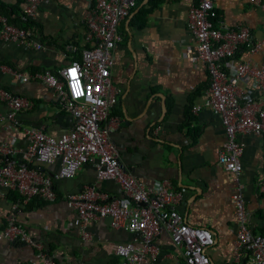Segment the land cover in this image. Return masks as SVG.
Instances as JSON below:
<instances>
[{"label":"crops","instance_id":"obj_1","mask_svg":"<svg viewBox=\"0 0 264 264\" xmlns=\"http://www.w3.org/2000/svg\"><path fill=\"white\" fill-rule=\"evenodd\" d=\"M0 1L18 13L23 6L22 0ZM135 1L118 24L119 38L110 49L109 76L119 92L106 122L118 161L124 170L145 182L166 177L174 188L182 190L177 210L189 225L205 227L212 233L213 244L206 250L210 264H256L249 253L237 254L234 245L231 194L235 182L217 161L223 136L220 118L208 108L192 114L189 107L202 101L207 86L202 65H194L182 56L184 48L193 43L186 17L188 7L196 0ZM93 2H41L27 27L44 47L0 38V63L16 69L55 71L75 58V49L85 45L83 17ZM214 6L226 23L246 25L254 37L264 36V4L255 0H214ZM141 8L145 9L141 14L144 25L139 27L132 19ZM70 44L76 48L69 50ZM250 59L264 62V48L251 54ZM0 86L33 101L31 108L17 112L16 124L0 120V144L13 146L16 158H20L18 148L24 145L23 127L41 124L49 135L70 127V116L58 109L51 90L40 80L20 81L3 69ZM247 89L255 97L264 96V88L254 89L251 79L239 82V94ZM5 110L0 101V113ZM187 127L196 130L193 139ZM236 136L241 143L239 180L247 224L264 239V131L260 135ZM3 156L0 151V159ZM58 166L56 160L40 165V170L50 176ZM53 183L56 198L52 201L38 197L23 201L16 190H0V227L5 215H12L56 264H111L117 259V244L140 240L134 232L110 226L105 216L84 225L90 239L80 237L75 212L65 203L67 194L91 184L108 197L121 196L114 180L96 177L92 162L83 163L72 177ZM155 242L158 252L144 264H185L182 247L173 243L167 231L162 230ZM37 253V247L19 238L0 240V264L39 263Z\"/></svg>","mask_w":264,"mask_h":264},{"label":"built area","instance_id":"obj_2","mask_svg":"<svg viewBox=\"0 0 264 264\" xmlns=\"http://www.w3.org/2000/svg\"><path fill=\"white\" fill-rule=\"evenodd\" d=\"M23 6L14 17L19 22L32 21L38 5L46 0H22ZM93 6L83 17L85 45L79 57L70 58L55 71L47 69H16L0 63L20 81L40 80L47 86L58 109L67 113L72 123L57 135L44 132L41 124L22 128L24 145L18 148L16 158L7 143L1 142L0 190H16L25 201L38 196L43 201L56 198L54 181L70 178L85 162H92L97 178H111L121 196L108 197L94 185L67 194L66 206L73 209L83 240L91 238L84 225L105 216L113 228H122L138 234L140 240L119 243L114 247L117 259L111 264H144L158 252L155 242L162 230L169 233L174 244L182 247L185 264H210L207 248L213 236L205 227L189 225L177 210L183 192L176 189L166 177L145 182L123 169L118 152L108 138L106 119L117 101L119 89L109 76L110 49L119 38L117 26L135 6V0H92ZM260 4L262 3L261 0ZM186 26L193 43L187 45L182 56L190 63L202 65L207 86L200 103L190 106L192 114L201 108L211 109L222 124L223 136L217 156L218 163L232 174L235 182L231 194L235 226L234 245L239 252L249 253L256 264H264V239L247 224L248 212L244 206L241 170V143L237 133L260 135L264 131V96L253 95L251 89L239 94L241 81L251 79L254 89L264 88V62H253L250 55L264 48V36L256 38L246 25H230L218 16L214 0H196L187 10ZM0 38L14 40L25 46L42 48L30 28L9 20L0 13ZM76 48L70 44L68 49ZM244 53V55L242 53ZM75 70V75H73ZM0 101L6 110L0 120L9 124L18 122L19 110L31 108L33 101L0 86ZM59 161L57 171L46 175L40 165ZM37 162L34 167L29 163ZM19 238L37 247L39 260L35 264H56L48 259L40 244L34 241L12 215H5L0 227V240Z\"/></svg>","mask_w":264,"mask_h":264},{"label":"trees","instance_id":"obj_3","mask_svg":"<svg viewBox=\"0 0 264 264\" xmlns=\"http://www.w3.org/2000/svg\"><path fill=\"white\" fill-rule=\"evenodd\" d=\"M143 10H145V9L141 8L135 14L134 18L132 19V22L134 24H136L137 26H139V27L144 25V21H142V17H141V14L143 13ZM0 13H3L6 16H8L9 20L15 21V22L19 23L20 25H23V26H26V27H27V23L30 22V21H28V22H19V21H17L14 16L17 15L18 12H15L12 8H10V6H7L5 3L1 2V1H0ZM79 50L77 48L75 49L74 57L77 58V59L79 57ZM4 87L7 88V86H4ZM190 106H191V104L189 105V107ZM185 123H187V121ZM195 131L196 130L187 127V132L189 133L191 139H193L195 137ZM29 165L36 167V166H38V163L37 162H32V163H29ZM32 197H38V196H32ZM19 199H21V195L20 194H19ZM38 199H39V197H38Z\"/></svg>","mask_w":264,"mask_h":264},{"label":"snow or ice","instance_id":"obj_4","mask_svg":"<svg viewBox=\"0 0 264 264\" xmlns=\"http://www.w3.org/2000/svg\"><path fill=\"white\" fill-rule=\"evenodd\" d=\"M73 75H75V70H73Z\"/></svg>","mask_w":264,"mask_h":264}]
</instances>
